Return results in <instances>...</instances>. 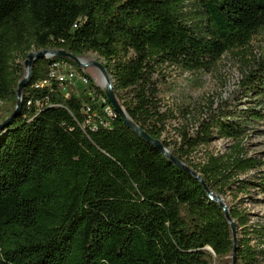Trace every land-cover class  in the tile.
I'll list each match as a JSON object with an SVG mask.
<instances>
[{
    "label": "trees",
    "instance_id": "1",
    "mask_svg": "<svg viewBox=\"0 0 264 264\" xmlns=\"http://www.w3.org/2000/svg\"><path fill=\"white\" fill-rule=\"evenodd\" d=\"M262 29L264 0H0V104L16 107L24 73L16 61L32 49L95 53L129 117L213 194L236 199L235 192L264 188L263 178L241 179L264 166L243 146L246 126L264 122V63L246 89L258 104L242 121L210 110L195 136L183 130L178 141L163 138L174 115L161 112L155 76L165 66L204 69ZM60 62L75 64L35 61L21 113L0 131V264H231V225L218 203L135 135L90 76L76 65L86 87L69 94L57 82L38 87ZM85 105L111 124L97 121L91 131ZM220 139L235 142L227 154L206 151L195 161ZM230 214L237 264L264 261V224L239 204Z\"/></svg>",
    "mask_w": 264,
    "mask_h": 264
},
{
    "label": "rangeland",
    "instance_id": "2",
    "mask_svg": "<svg viewBox=\"0 0 264 264\" xmlns=\"http://www.w3.org/2000/svg\"><path fill=\"white\" fill-rule=\"evenodd\" d=\"M33 52L37 51L32 49L29 54ZM80 58L87 63L95 60L104 63V60L95 53H88ZM26 59L16 61L24 70L22 78L27 73L24 65ZM261 63H264V29L254 35L249 44L231 49L220 60L207 64L204 69L190 71L178 66L163 67L155 76L159 88L160 108L162 113L172 112L174 115V118L168 119L167 132L163 138L169 137L173 141H178L183 130L190 136H195L199 124L210 117V110L214 113L220 109L226 110L233 113L237 120L242 121L241 116L244 112L256 108L258 104L256 94H246V89L249 80L254 79L251 75L258 74ZM69 69L79 73L76 64L71 63ZM82 73L90 76L101 90H105L103 76L98 69L86 67L82 69ZM79 78L84 80L81 76ZM76 85V89L81 87V81H77ZM14 110L10 103L0 104V123L9 118ZM246 127L243 142L245 153L249 157L264 161V122H251ZM233 144L235 142L230 139L216 140L207 148L195 153V161H202L206 151L227 154ZM262 178L264 179V166L259 174L250 172L241 176V179H250L257 183H260ZM235 194L238 195L236 199L230 193L221 198L229 208L239 204L242 211L249 214L252 223L264 224V188L259 186L250 188L248 194L237 192ZM225 262L229 263V259ZM259 264H264V261Z\"/></svg>",
    "mask_w": 264,
    "mask_h": 264
},
{
    "label": "water",
    "instance_id": "3",
    "mask_svg": "<svg viewBox=\"0 0 264 264\" xmlns=\"http://www.w3.org/2000/svg\"><path fill=\"white\" fill-rule=\"evenodd\" d=\"M53 57H62L67 58L71 61H73L78 68L84 69L86 67H94L98 69L104 80L105 85V92L106 96L108 98V101L113 106L115 112L121 117L124 124L138 137H140L142 140L148 142L151 144L154 148L159 150L167 159H169L174 165L177 167L185 170L190 175H192L195 179H197L204 189L207 191L209 197L214 200L220 208L222 209L228 223L231 225V231L233 235V242H234V250L231 254L232 263L231 264H237L236 262V255H237V245H238V229L236 222L232 219L230 214V208L225 203V201L215 194H213L209 188L207 187L206 183L204 182L202 176L197 171L193 170L191 167H189L184 162L178 160L174 154L164 146L162 140L154 139L152 138L147 132H145L139 125H137L127 114L124 107L120 104V101L118 100L116 93L114 91V80L110 76L106 66L101 61H91L89 63H83L82 59L80 57L74 56L73 54L64 51V50H56V49H45L37 52L30 53L25 61V68L27 69V73L25 77L19 82L17 93H16V107L14 112L11 114L9 118H7L4 122L0 123V131H4L7 128H9L14 120L19 116L22 110L23 106V92L26 86L29 84L32 76H33V66L35 64V61L38 59H49ZM208 250L213 253L212 249L208 248Z\"/></svg>",
    "mask_w": 264,
    "mask_h": 264
},
{
    "label": "built area",
    "instance_id": "4",
    "mask_svg": "<svg viewBox=\"0 0 264 264\" xmlns=\"http://www.w3.org/2000/svg\"><path fill=\"white\" fill-rule=\"evenodd\" d=\"M77 81H81V87H85V81L76 78L73 70H70L66 66H61L60 62V68H50L48 79L38 84V87H49L53 82H57L58 85L64 89L65 94H69L76 90ZM83 113L87 117L85 126H88L91 131L97 130V121H99L100 124H111L107 119L102 118L97 111L88 110V105L84 106ZM105 113L112 120L111 114L106 108Z\"/></svg>",
    "mask_w": 264,
    "mask_h": 264
},
{
    "label": "bare ground",
    "instance_id": "5",
    "mask_svg": "<svg viewBox=\"0 0 264 264\" xmlns=\"http://www.w3.org/2000/svg\"><path fill=\"white\" fill-rule=\"evenodd\" d=\"M82 62H83V63H87L86 60H82ZM61 66H66V67H68V68H71V65H70V64H61ZM54 68H60V64L55 65ZM74 73H75V72H74ZM79 76H80V75H79L78 73H75V77H76V78H79ZM79 79H80V78H79ZM83 79H84V81H85V83H86L85 85H87V81H86V79H85V78H83Z\"/></svg>",
    "mask_w": 264,
    "mask_h": 264
}]
</instances>
